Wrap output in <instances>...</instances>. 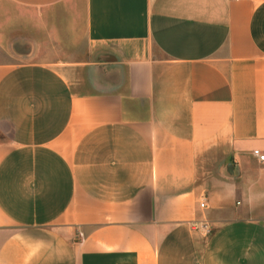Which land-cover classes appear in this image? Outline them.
I'll list each match as a JSON object with an SVG mask.
<instances>
[{
    "label": "crops",
    "instance_id": "0c3cea01",
    "mask_svg": "<svg viewBox=\"0 0 264 264\" xmlns=\"http://www.w3.org/2000/svg\"><path fill=\"white\" fill-rule=\"evenodd\" d=\"M254 150L264 0H0V264H264Z\"/></svg>",
    "mask_w": 264,
    "mask_h": 264
},
{
    "label": "built area",
    "instance_id": "2783aa9c",
    "mask_svg": "<svg viewBox=\"0 0 264 264\" xmlns=\"http://www.w3.org/2000/svg\"><path fill=\"white\" fill-rule=\"evenodd\" d=\"M253 156L255 158H257V160H259L260 162L264 161V155L259 151V150H254L252 152ZM201 206H203V204H201ZM205 228V227H204Z\"/></svg>",
    "mask_w": 264,
    "mask_h": 264
}]
</instances>
